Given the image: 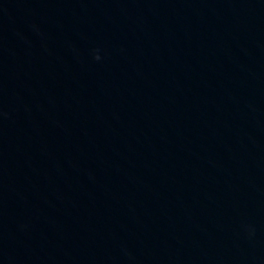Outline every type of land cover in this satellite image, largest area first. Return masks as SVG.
<instances>
[{
  "label": "water",
  "instance_id": "1",
  "mask_svg": "<svg viewBox=\"0 0 264 264\" xmlns=\"http://www.w3.org/2000/svg\"><path fill=\"white\" fill-rule=\"evenodd\" d=\"M0 264H264V0H0Z\"/></svg>",
  "mask_w": 264,
  "mask_h": 264
}]
</instances>
